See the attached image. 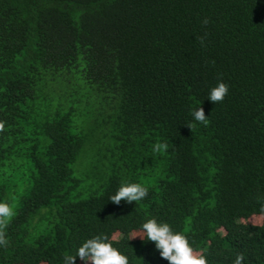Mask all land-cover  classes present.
Masks as SVG:
<instances>
[{"label":"trees","instance_id":"1","mask_svg":"<svg viewBox=\"0 0 264 264\" xmlns=\"http://www.w3.org/2000/svg\"><path fill=\"white\" fill-rule=\"evenodd\" d=\"M0 122V264H65L102 235L168 264L150 219L207 264H264V0H0ZM131 183L148 195L113 204Z\"/></svg>","mask_w":264,"mask_h":264},{"label":"clouds","instance_id":"2","mask_svg":"<svg viewBox=\"0 0 264 264\" xmlns=\"http://www.w3.org/2000/svg\"><path fill=\"white\" fill-rule=\"evenodd\" d=\"M204 23L207 24L208 21L205 20ZM228 93V85L220 82L210 90L208 101L212 104L222 103ZM192 115L195 121L207 125L209 115H206L203 107L195 110ZM187 127L193 129L195 124L190 123ZM3 130L4 124L0 122V131ZM167 147V144L156 143L153 146V151H166ZM147 195V187L141 184H123L117 193L110 197V200L115 205H120L122 201L132 204L143 200ZM261 212L264 213V207L261 208ZM13 215V210L8 204L0 203V245L6 246L8 243L3 229L7 227ZM142 229L147 239L154 242L160 257L168 264H207L206 257L194 252L187 237L182 233L174 232L169 224L158 223L155 219H150L143 224ZM139 238L142 239V237ZM108 239L107 235L88 239L78 249L75 256H65V264H76L77 257L84 264H129L128 258L115 249L111 243L107 242ZM243 260L244 256L238 254L234 264H242Z\"/></svg>","mask_w":264,"mask_h":264}]
</instances>
